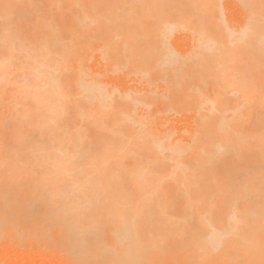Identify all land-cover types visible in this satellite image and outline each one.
<instances>
[{"label": "bare ground", "instance_id": "obj_1", "mask_svg": "<svg viewBox=\"0 0 264 264\" xmlns=\"http://www.w3.org/2000/svg\"><path fill=\"white\" fill-rule=\"evenodd\" d=\"M5 239L264 264V0H0Z\"/></svg>", "mask_w": 264, "mask_h": 264}, {"label": "rangeland", "instance_id": "obj_2", "mask_svg": "<svg viewBox=\"0 0 264 264\" xmlns=\"http://www.w3.org/2000/svg\"><path fill=\"white\" fill-rule=\"evenodd\" d=\"M233 18L235 19V15H233ZM180 201L178 200V202ZM6 240L8 242H5ZM9 240H0V264H85L76 259H66L59 249L53 246L51 247L56 249L57 252L53 251L54 249H49L50 245L45 248L37 245L38 248H33L35 245L31 246L28 243H24V246L26 245L27 247H20V245L12 243V240L11 242ZM28 248L32 249V251ZM28 250L29 252H27Z\"/></svg>", "mask_w": 264, "mask_h": 264}]
</instances>
